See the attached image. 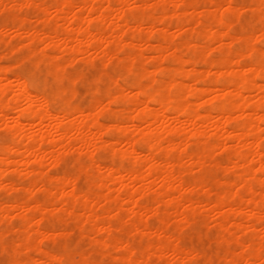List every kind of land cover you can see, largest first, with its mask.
<instances>
[{"label":"bare ground","instance_id":"6f19581e","mask_svg":"<svg viewBox=\"0 0 264 264\" xmlns=\"http://www.w3.org/2000/svg\"><path fill=\"white\" fill-rule=\"evenodd\" d=\"M245 1L249 4L246 6L249 7L248 11L250 10L258 17L256 20L261 21V27L255 31L249 26L235 31L232 28V23L221 22L217 9L213 7L221 3H244ZM18 3L36 7L37 12L38 10L41 12V16H38L37 20L43 25L53 26L49 32L43 31V29L42 31L34 29L35 27L32 29V27H27L29 20L20 15V17L16 15L12 24L14 31L26 34L24 37L27 49L33 55L35 54V59L38 57L39 61L43 62L46 74L50 66L53 75L56 68H59L61 72L65 71L67 65L79 59V56H82L85 63H92L95 56L108 61L116 57L119 62L116 63L120 68L127 65L128 69H133L126 86H122V84L119 86V83V87L116 89L119 95L118 103L122 104V107L120 108L119 105V109L114 110L109 109L105 104L106 112L110 113L108 116L111 118V123H107L99 121L98 116H93L94 107L89 111L64 110L63 105H50L41 108L36 101L37 93H43L44 84L39 80L38 85L28 84L25 87L24 82L15 76L16 72H14L13 78L10 76L11 71L8 70L11 67L10 64L4 63L5 66L0 64V115L5 117L14 108L19 109L23 102L25 104L20 109L15 124L12 125L15 132H12L15 134L13 136L16 137L19 144L15 143V139L11 142L0 143V189H15L27 194L26 197H30L36 190L38 192L42 190L48 198L47 202L45 199L43 202L34 199L17 202L16 200L21 199L20 196H17L18 198L14 197L15 201L13 200V202L5 203L6 201H3L4 203H0V220L5 219L10 222V214L15 210L18 212L22 221L18 230L22 237L17 243L28 244L30 252L31 250L36 251V257L30 256L35 264L39 260L41 262L42 259H50L52 254L47 249L45 251L44 248L42 251L37 240L39 238L40 242L42 234L46 233L40 225L44 217L49 216L47 213H54L60 209V212L63 210L70 215L79 216L81 208H83L81 211L84 210L81 216H85V219L81 224L79 223L80 225L76 223L81 229L84 226L96 227L97 231L107 230L109 235H113L115 231L113 232L112 228L116 227L114 224L120 228L128 227L124 237L119 236L120 234L119 237H115V243L123 241V243L131 245L132 242H135L134 239L138 235H136L138 231L143 235L148 234L151 239L153 238L150 235H155V241L147 240L140 244L144 254L136 255V249L134 252L133 248L128 253L129 257L135 253L138 264L141 260L147 264L149 260H153L154 256L159 260L168 261L169 259L165 257L167 251H170L174 261L178 260L180 264H190L191 260L202 257L203 263L209 264L210 258L207 257L209 253L204 250L201 253L202 248L198 251L192 246L185 247L183 245L182 236H179L181 233L178 232L179 235L175 233L182 226H179V229L176 228L178 230L175 229V232L169 230L170 227H174L175 222L172 221L173 219L171 220L173 214L174 220L179 217L177 222H179L178 220L189 221L191 217H195V214L208 208L217 209L219 218L216 220L217 225L215 226L222 228L221 230H229V225L233 224L234 228L243 229L242 233L246 230L250 232L240 240L233 238L237 232L232 229L233 237L224 235L222 237L224 239L220 240V237L215 239L216 253L220 255L217 257L219 259L223 257L222 260L229 261L236 257L238 251L251 249V258L259 259L261 246L264 243L261 238L264 237H259V227L252 222V219L255 217L253 221L262 220L259 208L264 206V192L260 193L255 190L256 186H262L261 179H264L257 172L264 160V152L260 150L261 142L264 141V136H261V131L264 130V127L261 126V124L264 125V76L257 74L259 68H256L255 65L258 63L260 48L257 46L253 48L252 41H256L257 36L264 29V18L260 15L264 0H52L49 6L41 0H0V7L4 8L5 5H17ZM176 4L182 6L179 9L180 12L172 7ZM118 5H124V7H117ZM50 6L55 8V16H47ZM157 6H159L157 11L161 10L159 15L154 14L152 10ZM205 6L211 7V9L203 10ZM203 12L209 13L202 15ZM197 13V16L200 13L204 19L212 20H209L210 22H204V20L202 21L204 24L201 23L205 29V34H203L208 41L206 43L203 41L199 44L182 35L184 33L188 37L186 28L190 24V18H193ZM185 14L189 15H186L188 18H185ZM249 15L251 16V14ZM236 16L238 20L243 21L242 18H239V13ZM245 16L244 18H246ZM193 20L192 24H197V21L193 23ZM201 20L199 18L198 22ZM17 21L19 22L17 23ZM1 27L0 25V33L3 30ZM171 27L175 28L174 31L178 36L182 35L181 38H184L182 42H175L174 34L176 33L174 31V34L171 33ZM191 27L189 26V28ZM254 28L256 27L254 26ZM193 29L196 31L191 30V33H198L197 28ZM224 39H228V42H223ZM197 40H200V37ZM42 42L46 43L47 48L45 46L38 48V44ZM213 42L219 43L217 46L220 56H217L218 59L215 56V60L212 61L208 58L205 62L209 63L210 61L209 67L215 68V70L213 69L212 72L211 68H196L203 61V57L209 55L206 53L211 50L210 43ZM234 42L240 43L239 49H231V44ZM143 45L144 47H142ZM54 46H56L55 48L61 47L60 50L64 49L68 53L67 62L65 61L68 64L57 62L60 54L49 49ZM138 47L140 49L133 52ZM141 48L149 49L148 51H151L152 54H148L147 57L142 53ZM182 49H186L185 57L180 53ZM63 52H60L61 55ZM120 52H123L122 56L119 55ZM249 53L255 55L257 59L253 60ZM243 58L245 60H242ZM144 59L154 60L155 64L151 66L152 68L141 65ZM165 59L176 64L166 67L163 64ZM147 64H150L149 61ZM187 64L190 65V68L185 66ZM253 68L255 71H252ZM122 70L127 73L126 69L122 68ZM156 73H159V77L155 76ZM165 77L167 78L165 87L169 89L168 92L159 87L161 79ZM183 78L191 79L192 83L183 81ZM11 81L15 82L18 92L11 90ZM195 81L203 82L204 85L198 87L199 85L196 86L193 83ZM9 92L13 93L12 98L4 99ZM207 98L214 102L213 106L202 112L200 109L207 102ZM34 103H36L35 108L32 107ZM79 116H85V118H79ZM171 118L180 119L185 126L188 124L192 128L189 126L190 130L186 129L188 126L184 127L182 122L179 127H174L171 124L173 121L170 122ZM23 121L30 123L37 121L39 131L29 135L25 131L27 127L24 128ZM208 124L209 126L211 124L212 131L206 130ZM29 126L31 125H28V128ZM52 133H55L57 137H53ZM175 136L180 137H177V139L179 138L177 140ZM101 140L105 145L118 144L120 146V144H124L123 147L127 151L124 152L123 147L120 148L121 156L124 158L130 156L132 163L126 168L124 167L127 165L125 161L124 164L119 162L114 165L113 163L99 162L95 174L90 176L82 175L79 164L76 176L90 180V186L97 187L96 197L93 195L94 197L91 198L89 196L91 194L87 193L88 190L82 191L84 189H81L82 187L79 189V184H77L79 187L76 185L77 178L70 177L71 173L68 176L62 172L60 175L57 174L58 176L55 174V177L51 173L48 176H52V178H46L47 170L41 168L44 160L50 159L51 166L61 164L66 154L63 151L69 146L72 147L74 142V145L78 143L79 146L87 149L90 146L96 148ZM190 141L196 145V149H192V151L195 150L194 152L187 151ZM47 143L51 144L50 148ZM20 144L22 145L21 149L18 147ZM62 149L64 150L62 151ZM161 152L164 153L163 158ZM218 152H227L232 154V157L225 154L229 158L225 161L227 157L224 156L225 163L222 164L216 159ZM30 161L36 166L35 168L28 167ZM143 162L144 165H142ZM211 163L215 167H212ZM217 168H220L219 171L221 168H224L223 171L233 169V178L231 176V180L221 181L223 179L220 180L215 172ZM10 170H13L11 172L16 171L18 175L20 173L24 176L25 174H39V177L30 176L35 179L29 187L28 185L27 187H25L26 185L16 186L17 183L6 179L7 172L9 173ZM219 171L217 170V172ZM187 173L188 176H186ZM78 180L80 179L78 178ZM237 180L240 181V186H245L246 190L249 189L250 192L247 196L238 189ZM110 182H118L120 186L112 189L109 186ZM222 184L226 185L225 189L221 188ZM126 191L128 192L126 193ZM200 193L202 194L199 195ZM24 197L22 198L24 199ZM117 200L119 206L113 207L112 202ZM100 203L102 205L99 207ZM116 203L118 204V202ZM178 206H181L182 209H179ZM97 207L100 212L97 211ZM123 211H127V213L129 211L128 219L122 218L124 216L121 217ZM147 212H151L158 218V225L151 227L144 223L146 221L142 220V215L145 220L144 213ZM136 213L139 214L138 217ZM241 214H247V217L253 218L247 222H241L238 219L240 222L232 223L230 216ZM97 227L100 229L98 230ZM228 230L225 231L229 233L230 230ZM58 231L57 233H61V235L68 232L63 229L61 232ZM3 232L5 233L4 230ZM55 232L50 235L48 233V235H55ZM239 233L241 232L239 231ZM220 234L223 236V232ZM36 235L41 236L36 237ZM82 236L85 237V235ZM107 237L110 240L113 238ZM110 257L115 259V255ZM211 257L213 256L211 255ZM101 258L109 257L107 253H104ZM121 259L124 257L122 256ZM170 261L169 264H171ZM40 262L39 264H41Z\"/></svg>","mask_w":264,"mask_h":264},{"label":"rangeland","instance_id":"374dc122","mask_svg":"<svg viewBox=\"0 0 264 264\" xmlns=\"http://www.w3.org/2000/svg\"><path fill=\"white\" fill-rule=\"evenodd\" d=\"M44 4H46L47 6H49V5H51L50 4V2L52 3V0H49V1H47V0H41ZM20 3H18L17 5H19ZM243 4H245L246 6H248L249 4H248V2L247 1H245ZM248 4V5H247ZM76 6V5H75ZM51 7V6H50ZM77 7V6H76ZM207 7V8H206ZM0 8H3V7H0ZM78 8V7H77ZM77 8H76V10H77ZM156 8V9H155ZM155 8H153L152 10H153V12H154V14L156 13L157 15H159L160 13L159 12H161V10H159L158 9V11H157V8H159V6H157V7H155ZM201 8V7H200ZM247 8V7H246ZM249 8V7H248ZM248 8L245 10V11H243L244 12V15L243 16H239V18L241 19L242 18V20L243 21H241V22H239V23H237V22H233L232 23V28L235 30V31H239V29L240 28H244V27H246L247 28V26H249V28L250 29H252V30H257L258 28H260L261 27V21L258 19V20H256V15H254L250 10L248 11ZM74 9H75V7H74ZM160 9H161V7H160ZM202 9V8H201ZM204 9H206V10H210L211 9V7L209 8L208 6H205V8H203V10ZM5 10L6 11H9V12H14V13H16V14H13V15H8V16H6L5 14H4V12H5ZM13 10V11H12ZM203 10H201V11H203ZM177 11H179V9H177ZM181 11V10H180ZM179 11V12H180ZM200 11V10H199ZM20 12H21V10H20V8L19 7H16L15 9H4V11H0V25L2 26L1 28L4 30H2V34L0 33V54H3L4 52H5V48L6 47H8V48H10V46L11 45H9V44H7V42L5 41V33H7L8 34V40H11L13 43H15L16 44V47L18 48V45L20 44V41L21 40H23L24 42H26L25 40V33H19V32H17V31H14V29L12 28V24H13V21H14V18H16V15H17V17L20 15ZM40 11L38 10V12H37V8L36 7H34V6H32L31 8H29V7H27V6H25L24 8H23V14L22 15H20V16H22V17H24V18H26V19H28L29 21H28V26L27 27H29V28H31L32 27V29L34 28V29H38V30H41L42 31V29H43V31H46V32H49V29L50 30H52L53 29V26H51V25H43V24H41L37 19L39 18L38 16H41V12L39 13ZM210 12V11H209ZM209 12H203L202 13V15H205V13H206V15H208V13ZM246 12V13H245ZM211 14V13H210ZM249 14H251V16L249 15ZM253 14V15H252ZM56 15V12H55V8L52 6L51 8H50V10H49V12H48V14H47V16L48 17H51V16H55ZM71 14H69V16H70ZM187 14H185V16H186ZM196 15V16H195ZM194 15V17L193 18H190V24H188V26H187V28H186V32H187V30H188V32H187V34H188V37H187V35L186 34H182L183 36H184V38L186 37V39H192V40H195L196 42H198L199 44L200 43H203V41L206 43V41H207V39L205 38V33H204V31H205V29H204V26L202 25V24H204L202 21H204V22H210V21H212L211 19H208V20H206V19H204L201 15H200V13H199V16H197L198 15V13L197 14H195ZM246 15V16H245ZM19 16V17H20ZM187 16H189V15H187ZM185 17V18H188V17ZM211 16H212V14H211ZM244 16L246 17V18H244ZM21 17V18H22ZM71 17V16H70ZM69 17V18H70ZM182 17L184 18V14L182 15ZM197 17V18H196ZM200 18V22H198V19ZM208 18L210 17V16H207ZM206 17V18H207ZM195 18H196V20H195ZM211 18V17H210ZM258 18V17H257ZM194 19V20H193ZM236 19H238V17L236 16ZM247 19H249L250 21H248ZM38 22H37V21ZM192 20H193V23L195 22V21H197V24L196 23H194V24H196V25H194V24H192ZM210 20V21H209ZM27 21V20H26ZM242 22H244V23H242ZM259 22H260V26H259ZM40 23V24H39ZM199 23V24H198ZM202 23V24H201ZM241 23V24H240ZM10 24H11V26H10ZM243 24H246L245 26L243 25ZM3 26H4V28H3ZM46 26H48V27H46ZM157 26H158V24H157ZM189 26L191 27H195V28H197L198 30V33L200 32L201 33V35H200V33L198 34L197 32H193L194 33V39H193V33H191L192 31L191 30H194V31H196V29H193L192 27L191 28H189ZM254 26L256 27V28H254ZM38 27V28H37ZM12 28V29H11ZM41 28V29H40ZM46 28V29H45ZM48 28V29H47ZM52 28V29H51ZM174 28V27H173ZM172 27H171V29H170V31H171V33L175 30V28L173 29ZM245 28V29H246ZM190 31V32H189ZM175 33H176V31H174ZM174 32H173V34H174ZM192 34V35H190V34ZM204 33V34H203ZM20 34H22V35H20ZM25 34V35H24ZM175 36H174V40H176L175 42L177 43V41H181L182 42V39H184L183 37L181 38V36H180V38H181V40H179L180 38H178L179 36H178V34L176 33V34H174ZM197 35V36H196ZM200 35V36H199ZM197 37V38H196ZM200 37V40H197L198 38ZM155 39V38H154ZM3 40V41H2ZM155 42H156V40H154ZM153 41V42H154ZM184 41V40H183ZM228 42V39H224L223 40V42ZM154 42V43H155ZM208 42V41H207ZM218 42H213V43H210L211 44V47L213 48V50H212V48H211V50L210 51H208L206 54H209L208 56H206L205 55V57H203V61H201L197 66H196V68H198V69H201V67H203L202 69H206V68H211V71L213 72V69L215 70V68H212V67H209V63H210V61H212V60H215L214 58H215V56H216V59H218V57L220 56V51L218 50V44H217ZM18 44V45H17ZM235 44H236V46H235ZM46 45V43L45 42H42V43H39L38 44V48H44V46ZM217 47H216V46ZM235 47H234V46ZM238 46H239V48H240V43L239 42H234V44L232 43L231 44V49L232 50H237V49H239L238 48ZM19 47H20V45H19ZM56 46H54V47H50L49 49L50 50H52L54 53L56 52V54L58 53V55L61 57V59H60V57H59V60L60 61H63V59H64V63L63 64H65L66 62H67V58H68V53L64 50V52H63V50H60V48L61 47H57V48H55ZM142 47H144V45L142 46ZM215 47V48H214ZM257 47H259V44H258V41H257ZM59 48V49H58ZM140 48L138 47V49L136 48L135 50H133V52H136V51H138ZM142 49H145V48H141V51H142V53H144V55H146L147 57L149 56V55H151L152 53H151V51H148V50H142ZM215 50V51H214ZM24 51H28V53H29V55L33 58V59H35V57H34V55H33V53H30L29 52V50L27 49V48H25L24 49ZM60 52H63V54L61 55V53ZM216 52V53H215ZM121 53V54H120ZM119 53V55L120 56H122V54H123V52H120ZM180 53L182 54V55H184V57L186 56V49H182L181 51H180ZM149 54V55H148ZM7 57L8 58H5V59H3V60H0V64H1V66L4 64V63H6V65H8V64H10V61H9V58L11 59V60H16L19 56H21L22 55V52H20V53H17V56H15V57H13L12 55H11V52H8L7 54ZM94 55H96V54H94ZM210 55H212V56H210ZM218 56V57H217ZM94 57V56H93ZM99 57L97 56H95L94 58H93V61H92V63H85L84 61H83V59H82V56H79V59H76V60H74V61H72L71 63H66V64H68L67 65V69H72V70H75L76 72L77 71H79V72H82V73H89V72H93V71H99L100 69H103L104 68V66L105 65H109V62L111 61L112 63L109 65V67H111L112 69H114V70H116L117 72H119V71H121L122 70V68H120L118 65L119 64H117V63H119L117 60V58L116 57H114V59L112 58V59H109V61L108 60H103V59H101V58H99ZM205 58V59H204ZM209 58V59H208ZM206 59H208V60H210L209 61V63L208 62H205V60ZM113 60V61H112ZM151 60V59H150ZM143 60V62H142V64L141 65H145V66H150V68H152L151 66H153L154 64H155V62H154V60ZM242 60H245V58H243ZM66 61V62H65ZM98 61V62H97ZM148 61H149V63L151 64H147L148 63ZM95 62H97L96 64H95ZM117 62V63H116ZM153 64H152V63ZM100 63V64H99ZM106 63V64H105ZM114 63V64H113ZM88 64V65H87ZM90 64V65H89ZM163 64H164V66H166V67H172V66H174L173 64H176V63H174V62H171L169 59L167 60V59H165L164 61H163ZM166 64V65H165ZM11 65V64H10ZM178 65V64H177ZM3 66H5V65H3ZM176 66V65H175ZM187 68H190V65H185ZM208 66V67H207ZM42 68H44V66H43V64H42ZM124 71V70H123ZM14 72H16V71H11L10 72V76L12 77H14ZM16 75L15 76H20V73L19 72H16L15 73ZM46 74V73H45ZM124 74H125V76H127V73L126 72H124ZM213 75V74H212ZM155 76L156 77H159V73H156L155 74ZM12 77V78H13ZM212 78H214V77H212ZM128 80V79H127ZM127 80H120L119 81V86H121V84H122V86H126V83H127ZM185 80V82H188V81H190L189 83H192L191 82V79L189 80L188 78H183V81ZM212 80H214V79H212ZM40 81L43 83V76H41L40 77ZM12 82V81H11ZM116 82V84H113L114 86H116L117 85V81H115L114 80V82L113 83H115ZM200 81H195V82H193L194 84H196V86H198V87H200V86H203L204 85V83L203 82H200ZM259 82H262L261 80H259ZM28 84H30V85H32V86H36V85H33L31 82H29ZM118 86V87H119ZM11 90L12 91H15V92H18V89H17V87L15 86V82H12V84H11ZM117 89V88H116ZM12 96H13V93H8V96H6L4 99H11L12 98ZM0 98H1V95H0ZM209 99V100H208ZM208 101H210V102H208ZM80 102H81V104H80ZM78 103V105H83V106H85L86 107V105H85V103H84V101L83 100H81V101H78L77 102ZM213 101L210 99V98H207V102L204 104V105H202V108L200 109L202 112H204L206 109H209V108H211L212 106H213ZM24 102L22 103V106H20V108L18 109H13V110H11L10 111V113L7 115V116H3V115H0V128H3L4 130L3 131H0V143H2V142H11V141H14V139L16 138L15 136H13V135H15V134H13V133H15L14 132V130L12 131V125H14L15 124V121H16V117L20 114V109L22 108V107H24ZM119 105H120V108L122 107V104H120L119 103ZM204 106V107H203ZM112 109H114V110H118V109H116L115 107H112ZM205 109V110H204ZM83 117V116H82ZM82 117H80L79 116V118H82ZM83 118H85V116L83 117ZM98 120L99 121H104V122H107V123H109L108 121L110 120L111 121V118L107 115V116H98ZM171 120L173 121L171 124H172V126H174V127H179V124H181V120L180 119H176L175 118V120L174 119H170V122H171ZM37 121H35L34 123L36 124V126H35V124L33 123V122H28V121H23V124H24V128L25 127H27L26 129H25V131H26V133H28L29 135H31V134H34V133H36V131H39V127H38V129H37V126H39L37 123H36ZM180 122V123H179ZM33 123V124H32ZM103 123V122H102ZM177 123V124H176ZM33 125L32 127L31 126H29V128H28V125ZM175 124H176V126H175ZM182 124H183V126L184 127H187L186 129H188V130H190V128H189V126L190 125H184V123L182 122ZM5 126H7L6 127V129H5ZM181 126V125H180ZM208 126H209V124H208ZM208 126H206V130H208L209 129V131H212L213 130V128H211L212 126H211V124H210V128H211V130H210V128L208 127ZM261 126L262 127H264V125H262L261 124ZM191 127V126H190ZM192 128V127H191ZM29 129V130H28ZM27 131H29V132H27ZM13 132V133H12ZM32 132H34V133H32ZM2 133V134H1ZM31 133V134H30ZM52 136L53 137H57V135L55 134V133H52ZM177 137H180V136H175V138L177 139ZM6 138V139H5ZM11 138H12V140H11ZM179 139V138H178ZM177 139V140H178ZM16 141H15V143H18V141H17V139H15ZM19 144V143H18ZM48 145H49V148L51 147V144L50 143H47ZM74 144H75V142H74ZM74 144H72L71 146L72 147H67L65 150L64 149H62V151L63 152H65L66 154H65V156H64V160L61 162V164H58V165H50L51 164V161H50V159H46V160H44V163H43V165H42V170H44V169H46L47 171H46V178L48 177V179L51 177L52 178V176H48V175H50L51 173V175H57V174H59L60 175V173H62V174H65L66 173V175H68L69 176V174L71 173V175H70V177H72L73 176V178H77V183H76V185L77 184H79V189L81 188V189H83L82 191H84V190H88V195L89 194H91V195H89V196H91V198H93L97 193H98V190H97V187L96 186H90V184L89 183H91L90 182V180H84L83 178H80V177H77L76 175V173H77V169H78V166H79V164H80V162H78L77 163V161H79V160H76V159H79L80 158V156H81V153L82 152H84V153H88V155H91V152L93 151V150H95V146H90V147H88L87 149L86 148H83V147H81V146H79V144L78 143H76V145H74ZM193 144V146H191ZM124 145V144H123ZM123 145H121L120 144V148H122L123 147ZM21 144H20V146L18 145V147L21 149ZM125 146V145H124ZM43 147H46V148H48V146H46V145H43ZM193 147V148H192ZM69 148V149H68ZM189 148V149H188ZM196 149V145L193 143V142H191L190 141V144L187 146V151L189 152H194L195 150H193L192 151V149ZM122 149H125L124 147L122 148ZM114 151H116V149H113ZM219 154H217L218 156H216V159H218V162H220V163H225V161H227V159L229 158V157H232V154H228L227 152H218ZM164 153H162L161 152V157L163 158V155ZM225 154H228V156H226ZM224 156H226L227 158H226V160L225 161H223L225 158H224ZM220 158H221V160H220ZM127 159V160H126ZM47 160H49L50 162H48ZM105 160V161H104ZM124 161H125V164H127V165H124V167H129L130 165H131V163H132V158H131V160H129L128 158H123L122 160L121 159H119V157L117 158V160H116V162L115 163H119V162H121L122 164H124ZM68 162V163H67ZM106 163V164H112L113 163V161H112V159H111V156L109 155V157L107 158V159H99V160H97V163ZM130 164H129V163ZM211 162H213V161H211ZM49 163V164H48ZM76 163H77V165H76ZM145 163L143 162L142 163V165H144ZM213 163H211V165H212ZM141 165V166H142ZM214 165V164H213ZM212 165V167H215V166H213ZM77 166V167H76ZM28 167L29 168H35L36 166L33 164V162H29L28 163ZM50 167V168H49ZM142 167H144V166H142ZM12 168V167H11ZM32 168V169H33ZM212 169H215V168H212ZM219 169L220 168H217L216 170H215V172H216V174H217V176L220 178V180L221 179H223V180H221V181H226V179L227 180H231L232 178H233V176H234V170L233 169H230V170H226V171H223L222 169H224V168H221V170L219 171ZM58 170V171H57ZM217 170L219 171V172H217ZM11 171H13V170H10L9 171V173L7 172V177H6V179L8 180V181H12L13 183H17V185L16 186H20V185H22V186H24V185H26L25 187H27V185H28V187L30 186V185H32V183H33V181H34V179L35 178H38L39 177V174L37 175V174H35V175H26L25 174V176L23 175V174H19L18 175V173H16V171H14V172H11ZM96 171V170H95ZM18 172V171H17ZM65 172V173H64ZM49 173V174H48ZM68 173V174H67ZM219 173V174H218ZM230 177H229V176ZM11 177V178H8V177ZM30 176H34L35 178H32V177H30ZM58 176V175H57ZM186 176H188V173L186 174ZM231 176H232V178H231ZM55 177V176H54ZM222 177V178H221ZM29 178H30V180H29ZM33 180H32V179ZM78 178L80 179V180H78ZM231 178V179H230ZM10 179V180H9ZM14 179V180H13ZM31 181V182H30ZM23 182V183H22ZM27 182H29V183H27ZM237 182L239 183L240 181L239 180H237ZM111 183V184H110ZM109 183V186L110 187H112V189L113 188H117V187H119L120 186V184L118 183V182H110ZM89 184V185H88ZM119 184V185H118ZM82 185V186H81ZM92 185V184H91ZM84 186V187H83ZM136 187L138 186V185H135ZM89 187V188H88ZM90 187H91V189H90ZM245 186H240V183H239V185H238V189L239 190H242L243 192H244V194H246L245 196H247L248 194H249V192L250 191H248L249 189L247 188V190L244 188ZM261 187L262 186H256L255 187V190H257L258 192H262L261 191ZM94 188V189H93ZM221 188L222 189H225L226 188V185L225 184H222L221 185ZM241 188V189H240ZM97 190V192H94V191H96ZM2 190V191H1ZM10 190V191H9ZM13 190V189H12ZM11 189H8L7 188V190H5V189H0V203H2L3 201H6L5 203H7V201L9 202H13V200L18 196H20L21 197V199L19 198L18 200H16L17 202H23L22 200H24V201H28V200H30V201H32V199H34V200H37V201H40V202H43V201H45L46 200V202H47V195H45V192H43L42 190H41V192H40V190H39V192H38V190H36V191H34L33 193H32V195L30 196V197H26V195L27 194H25L24 192H20V191H17V190H13L12 191ZM93 190V191H92ZM91 191V192H90ZM129 191V190H128ZM128 191H126V193L128 192ZM241 191V192H242ZM39 194H38V193ZM90 192V193H89ZM243 192H242V194H243ZM20 193V194H19ZM22 193V194H21ZM124 194H125V192H123ZM257 193V192H256ZM35 194H36V196H35ZM202 193H200L199 195H201ZM243 194V195H244ZM259 194V193H258ZM94 195V196H93ZM198 195V196H199ZM25 196V197H24ZM15 197V198H14ZM17 197V198H18ZM22 197H24V199L22 198ZM96 197V196H95ZM123 197L125 198V195H123ZM200 197H203V196H200ZM13 198V199H12ZM40 198V199H39ZM10 199H12V200H10ZM43 199H45V200H43ZM139 200H140V198H139ZM138 200V201H139ZM142 200H144L143 198H142ZM15 201V200H14ZM116 202H118V204L116 203ZM140 202H141V200H140ZM4 203V202H3ZM103 203V202H102ZM100 205H102L101 203L99 204V207H100ZM112 205H113V207H117V206H119V201L117 200V201H113L112 202ZM178 208L180 209L181 208V206H178ZM81 209H83V208H81ZM81 209L79 210L80 212V215L78 216H73V215H70L68 212L66 213V211L64 212L63 210H61V212H60V209H58V210H56L54 213H50V212H48L47 214H49V216H45L44 217V222L42 221L40 224V227L46 232V233H44V234H42V236L41 235H36V237H40L41 236V239H40V242H39V238L37 239L38 240V244L40 243V247H42V251L45 249V251H46V249H47V251H49V252H51L52 253V250L53 249H56L57 251H60V250H62L63 249V246H64V243L65 242H67L68 244H69V246L70 247H75L76 245H77V243H79V244H82V245H84V247H88L89 246V244H94L95 242L94 241H92L91 239H89V237L90 236H96L97 238H99V237H106V238H108L107 236H109V238L110 237H113L112 238V242L113 243H115L116 242V238L115 237H119V236H121L122 235V237H124L125 236V234H127V226H124V227H118L117 226V224H114V226H116V227H113L112 228V230H113V235H109L108 234V231L107 230H102V229H100V228H98V230L100 229V231H97V229H96V227H88V226H84V228L83 229H81L80 228V224H81V222H83V219H85L83 216H81V213L82 212H84V210H82L81 211ZM99 208L97 207V211L98 212H100L99 210H98ZM182 209V208H181ZM215 210V211H214ZM16 210L15 211H13L11 214H13L12 216H11V214H10V222L9 221H7V220H0V223H1V225H0V233L1 234H3L2 236H0V237H3V236H8L9 237V239L10 240H17L16 242H18V240H21V233H20V231L18 230V226L19 225H21V220H20V216L18 215V212H17V214H16ZM128 213H129V211H128ZM127 213V211L125 212V211H123V215H121V217L122 216H124V217H122V218H125V219H128L127 217H129L128 215H130V213L128 214ZM218 213V211H217V209H213V208H208V209H205L204 211H202V212H199V213H197V214H195L194 216V218L193 217H191V219L189 220V222H191V220H195V221H197L198 222V224H199V226H200V229H202V232H201V230L200 229H197L196 231H193V230H191V229H189V228H186V227H184V225H183V223H181L182 221L181 220H178L179 222H177L176 220L177 219H179V217H176V220H174V218H175V216H173L172 215V217H171V220L173 221V222H175L174 223V227L172 228V227H170V231H176V230H178L180 227L179 226H182L181 227V229H179L177 232H175L177 235H179V233L178 232H180L181 233V235H179V236H182V241L184 242V246L185 247H190V246H192V247H194L195 249H198V251H200V249L202 248V250L200 251L201 253H202V251L204 250V251H206L207 253H209L210 254V256H209V254H207L208 256V258H210V261H209V264H211L212 263V261L213 260H215L216 261V264H221V261H223V264H228V260H225V259H221V258H223V257H221L220 259H219V257H217V256H220V255H218L217 253H216V243H215V241L217 240V239H219L218 237H220V240L221 239H224V238H222V237H224V235L227 237V236H230V237H233L232 235H231V233L234 235V233H233V230L235 231V232H237V233H235L236 235H238V236H234L233 238H238V239H240V240H242V238L243 237H245V235H249V231L248 230H246V231H244L243 233H242V231H243V229H238L237 227L236 228H234V226L235 225H233V224H231V225H229V230L228 229H223V230H221L222 228H219V227H217V226H215V225H217V221L216 220H218V216H219V214H217ZM16 214V215H15ZM64 214V215H63ZM128 214V215H127ZM216 214V215H215ZM18 215V216H17ZM51 215V216H50ZM63 215V216H62ZM69 215V216H68ZM138 215L139 214H137L136 213V216L138 217ZM178 216H180V215H178ZM136 217V218H137ZM144 217H146L145 218V220H144V218H143V215H142V220L143 221H146V222H144V223H147L149 226H156V225H158V223H159V220H158V218L157 217H155V216H153L152 214H151V212H147V213H144ZM181 217V216H180ZM79 218H81V219H79ZM230 218H231V220H232V223L234 222V223H236V222H247V220H249L250 221V218H253V217H247V214H241V215H232V217L230 216ZM79 221H78V220ZM235 221H234V220ZM238 219H240V221L238 220ZM253 219H255V217L253 218ZM253 219H252V222L253 223H255L256 225H258V229H259V237L261 236V237H264V235H262V234H264V226H262V220H254L253 221ZM81 220V221H80ZM231 220H230V222H231ZM245 220V221H244ZM151 222V223H150ZM177 222V223H176ZM261 222V224H259V223ZM79 224V225H77V224ZM181 223V224H180ZM59 224H60V227H59ZM153 224H155V225H153ZM43 225V226H42ZM178 225V226H177ZM11 226V227H10ZM45 226V227H44ZM56 228H55V227ZM176 226V227H175ZM231 226H233L232 228H231ZM14 227V228H13ZM49 227H51V228H49ZM77 227V228H76ZM261 227V228H260ZM15 228H16V230H15ZM87 228V229H86ZM115 228V229H114ZM176 228H178V229H176ZM11 229V230H10ZM63 229V231H65V230H67L68 232H65V234H62L61 235V233L60 234H58L57 233V231L59 230L60 232H61V230ZM176 229V230H175ZM233 229V230H232ZM260 229H262V230H260ZM3 230L5 231V233L3 232ZM7 230V231H6ZM52 230H54L53 232H55L56 234L55 235H51V236H49L50 234H52L53 232H52ZM91 230V231H90ZM225 230H228L229 231V233L227 232V231H225ZM232 230V231H231ZM2 231V232H1ZM16 231V232H15ZM48 231V232H47ZM49 231H51V232H49ZM58 231V232H59ZM62 231V233H64ZM123 233H122V232ZM239 231L242 233H239ZM223 232V236H221V234L220 233H222ZM226 232L228 233V235L226 234ZM249 232V233H248ZM20 233V234H19ZM48 233H49V235H48ZM122 233V234H121ZM220 235H219V234ZM225 233V234H224ZM0 234V235H1ZM120 234V235H119ZM138 234V235H137ZM230 234V235H229ZM49 236V239H48V236ZM60 235V236H59ZM82 235H85V237L84 236H82ZM119 235V236H118ZM136 238L134 239V241L135 242H132L131 243V245H133L134 243V247H132L133 249H131V250H133L134 252H135V249H136V255H141V254H144V250L140 247V244L141 243H145L147 240L148 241H155L154 239H156V236L155 235H150V237H152L153 239H151V238H149V236H148V234H146V235H143L142 234V232L140 233V231H138L137 233H136ZM201 235V236H200ZM47 236V237H46ZM190 236V237H189ZM196 236V237H195ZM44 239H43V238ZM87 237H88V239H87ZM242 237V238H241ZM260 237V238H261ZM86 238V239H85ZM137 239V240H136ZM216 239V240H215ZM89 240V241H88ZM258 240H260L259 238H258ZM261 240H263V242H264V238H261ZM88 241V242H87ZM225 241V240H224ZM137 242V243H136ZM44 243V244H43ZM189 243V244H188ZM222 243L224 244V242L222 241ZM225 245V244H224ZM223 245V246H224ZM44 248V249H43ZM109 251L111 252V253H113V255L116 253V249L115 248H113L112 250L111 249H109ZM206 252H204L205 254H206ZM166 254V258L167 259H169L168 260V262L170 261V260H172V261H174V259H173V255H171L172 253L170 252V251H167V252H165ZM212 253V254H211ZM169 254V255H168ZM112 255V256H113ZM211 255L214 257H211ZM30 256H37V253H36V251H34V250H31V252H30ZM206 256V255H205ZM108 257L109 258H111L109 255H108ZM155 257V258H154ZM153 257V261H155L156 262V264L158 263L159 264V262L161 261V260H159L158 259V257H156V256H154ZM109 258H107V259H109ZM212 258V259H211ZM216 258V259H215ZM112 259V258H111ZM166 259V260H167ZM202 259V260H201ZM199 258V259H194V260H191V262H190V264H195V262H197V261H201V263L200 264H204L203 263V261H204V259H203V257L202 258ZM44 259H42L41 261H43ZM172 261H170V262H172ZM39 262H40V260L39 261H37V264H39ZM220 262V263H219ZM41 263V262H40ZM207 264V263H206Z\"/></svg>","mask_w":264,"mask_h":264},{"label":"snow or ice","instance_id":"6c2138e0","mask_svg":"<svg viewBox=\"0 0 264 264\" xmlns=\"http://www.w3.org/2000/svg\"><path fill=\"white\" fill-rule=\"evenodd\" d=\"M167 7V5H165ZM19 7L23 14L24 4L19 5H5L4 8H0V11L4 9H15ZM31 8L32 5H27ZM39 7V5H37ZM117 7H124V5H118ZM135 7V6H134ZM173 8L180 9L181 5H172ZM214 8L217 9V14L221 19V22L233 23L234 21L239 23L240 20L236 19V14L239 13L240 16L244 15L242 10H246V5L243 3H221L219 5H214ZM6 16L15 14L14 12L5 11ZM260 15L264 18V4L261 5ZM19 21H17L18 23ZM5 41L7 44L11 45V48L6 47L5 52L0 54V60H3L7 57V53L11 52L13 57L17 56V53L22 52V55L19 56L16 60H11L9 58L11 67L9 71H16L20 73L18 79H21L25 87L28 83L31 82L33 85H38L40 77L43 76L44 90L43 93H37V101L41 108L50 105H63L64 110H73V111H89L93 107L95 111L93 116H107L110 113L106 112L105 104L108 108L111 109L115 107L119 109V95L116 90L118 88V83L120 80H127L133 69H128L127 65L121 66L123 69L127 70V76H125L124 71L121 70L117 72L113 70L109 65L112 63L109 62V65H105L103 69L99 71H93L89 73L76 72L72 69L65 68V71L61 72L59 68L55 69V74L53 75L51 66L45 74L44 69L42 68V61H39V58L33 59L29 56L28 51H24L27 48V44L21 40L20 47L17 48L16 45L8 40V34L5 33ZM257 41L260 48V55L258 56V63L255 65L256 68H259L257 74L264 76V29L261 30V33L257 36L256 41H252V47L257 46ZM47 48V45H45ZM253 60H256L257 57L252 53H249ZM58 63H64L63 61L57 60ZM255 71V68L252 69ZM167 78H162L159 87L163 88L165 92H168L169 89L165 87V80ZM117 81L116 87L113 85V81ZM175 87V85H173ZM83 100L86 107L81 108L78 105V101ZM36 103L32 105L33 108L36 107ZM111 123V121H108ZM7 126H5L6 128ZM3 128H0V131H3ZM14 130V129H13ZM261 136H264V130L261 131ZM262 147L260 150L264 152V141L261 142ZM116 151H113V149ZM124 152L127 150L124 149ZM111 156L113 165L115 164L117 158L121 160L124 158L121 156V149L118 144L116 145H105L103 141H99L95 150L91 152V155L88 153H81L79 158L80 169L83 176H90L95 174V169L97 167V160L107 159ZM131 160V157H128ZM203 163V162H198ZM261 168L257 169L260 177L264 178V160L261 162ZM255 167V165H253ZM261 191L264 192V179H261ZM259 211L262 216V226H264V206L259 208ZM184 227L189 228L193 231L200 229V226L197 221L194 219L189 222L188 220L182 221ZM202 232V229H200ZM90 239L94 241V244H89L88 247L77 243L75 247H70L67 242L64 243L63 249L57 251L56 249L52 250L51 258L41 261V264H138L135 253L129 257L128 253L131 251L134 245L125 244L123 241L119 243H113L110 239L105 237L90 236ZM115 248L117 251L114 254L115 259H103L101 256L104 253H107L109 256L113 255L109 249ZM169 250H171L169 248ZM251 249H242L238 251L235 258H232L228 261V264H264V243H262L260 250V258L252 259L250 255ZM124 259H121V257ZM247 257V259H245ZM0 264H35V262L30 257V246L28 244H19L15 240H10L8 236L0 237ZM139 264H145L144 261H139ZM147 264H156L155 261L149 260ZM159 264H169L168 261L161 260ZM171 264H180L178 260L172 261ZM195 264H200L199 261ZM212 264H216V261L213 260ZM223 264V261H221Z\"/></svg>","mask_w":264,"mask_h":264}]
</instances>
